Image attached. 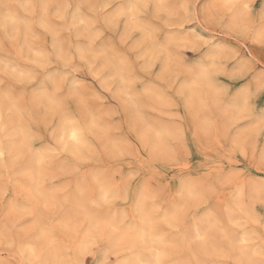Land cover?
I'll use <instances>...</instances> for the list:
<instances>
[{"label":"clouds","instance_id":"obj_1","mask_svg":"<svg viewBox=\"0 0 264 264\" xmlns=\"http://www.w3.org/2000/svg\"><path fill=\"white\" fill-rule=\"evenodd\" d=\"M0 264H264V0H0Z\"/></svg>","mask_w":264,"mask_h":264}]
</instances>
